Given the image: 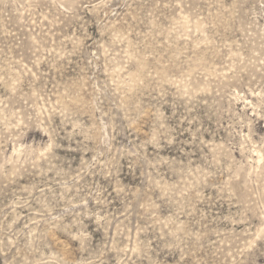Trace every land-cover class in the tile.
<instances>
[{
    "label": "rangeland",
    "instance_id": "rangeland-1",
    "mask_svg": "<svg viewBox=\"0 0 264 264\" xmlns=\"http://www.w3.org/2000/svg\"><path fill=\"white\" fill-rule=\"evenodd\" d=\"M0 264H264V0H0Z\"/></svg>",
    "mask_w": 264,
    "mask_h": 264
}]
</instances>
